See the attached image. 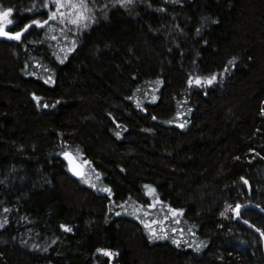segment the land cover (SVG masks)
<instances>
[{
  "label": "trees",
  "instance_id": "obj_1",
  "mask_svg": "<svg viewBox=\"0 0 264 264\" xmlns=\"http://www.w3.org/2000/svg\"><path fill=\"white\" fill-rule=\"evenodd\" d=\"M62 3L0 0V264H264V0Z\"/></svg>",
  "mask_w": 264,
  "mask_h": 264
},
{
  "label": "snow or ice",
  "instance_id": "obj_2",
  "mask_svg": "<svg viewBox=\"0 0 264 264\" xmlns=\"http://www.w3.org/2000/svg\"><path fill=\"white\" fill-rule=\"evenodd\" d=\"M55 5L57 7V9H60L62 7H65L66 5L64 3H62V0H54ZM125 2L130 3L131 0H125ZM67 7H69L70 10H74L73 11V16L74 18L71 20V23L73 24H79L82 20H86L88 19V17L84 14V11H82L81 9L86 8V3H81V4H72L69 3L67 5ZM13 13V9L12 8H7L6 10L0 11V36L3 37H8L11 39H16L19 40L21 38L22 32L23 31H27V29L29 27H31V25H25L24 29H22L19 32H12L9 30H6L8 25H11L13 23V21L10 19V16ZM57 16H59L61 19L64 18L65 13L64 12H52L51 16L49 17V19H54ZM32 24H35L37 26H43L44 24H47V21H38V20H34L32 21ZM235 59V58H234ZM230 64L232 63V61L229 62ZM216 75H212L211 77L206 78L205 82L208 84H211L215 79H216ZM193 81L190 79L189 80V84H192ZM195 83L200 84L201 83V79L200 78H196ZM39 99V98H37ZM181 127H183V125H181ZM117 135H119V133H117ZM64 155L69 159V163H72L71 157L69 156L68 153H64ZM73 171L76 172L77 175H83V173L79 170H77V168H73ZM149 187V186H146ZM105 191H108L110 193V189H105ZM152 191H154V189H152ZM231 208V206H229ZM239 205L236 206L235 209H233V211H236V214L239 215ZM173 212H175V209H172ZM146 227H150L149 225H146ZM68 231H71V229H67ZM259 231V229H257ZM154 231V230H153ZM262 235H264V233H262ZM175 242V241H174ZM99 252L103 253L105 256H111L112 253L105 250V249H98Z\"/></svg>",
  "mask_w": 264,
  "mask_h": 264
},
{
  "label": "rangeland",
  "instance_id": "obj_3",
  "mask_svg": "<svg viewBox=\"0 0 264 264\" xmlns=\"http://www.w3.org/2000/svg\"><path fill=\"white\" fill-rule=\"evenodd\" d=\"M92 178L90 177V175H87L84 177V181L87 184H92L91 183ZM127 208V210H133L134 214L137 217H140L142 213H144L147 217L144 218L143 216H141V220L142 222H144L146 225H149V230L154 232L156 224L159 223V219L161 220H165L166 216H169L171 218H175L176 216V212H173L172 209L167 211V208L164 207L160 201L158 199H156L154 196L150 197V202L144 206L142 204H137L135 202H128L125 205V209ZM152 215V216H151ZM167 218V217H166ZM154 230V231H153Z\"/></svg>",
  "mask_w": 264,
  "mask_h": 264
},
{
  "label": "water",
  "instance_id": "obj_4",
  "mask_svg": "<svg viewBox=\"0 0 264 264\" xmlns=\"http://www.w3.org/2000/svg\"><path fill=\"white\" fill-rule=\"evenodd\" d=\"M66 153L69 154V156L71 157V160H72V163L70 164V163H69V159L64 155V158H65L66 162L68 163V167H69L70 172H71L74 176H76L77 178H82V177L84 176V174H85V166H84V164H83L82 162H80V161L75 157V155H74L73 153H71V152H66ZM74 167L77 168V170L81 171V172L83 173V175H77L76 172L73 171V168H74ZM244 184H245V186L247 187L248 191L250 192V186H249V184H248V182H247L246 180L244 181ZM247 207H253L254 209H256V210H258L259 212H261L262 214H264V210H263L261 207L255 205V204H253V203H247V204L243 205V206L239 209V215H237V219H238L240 222H242L244 225H246L248 228H250L251 230H253L254 232H256L258 235H260V236L262 237L263 241H264V235H262V232H261L260 230L258 231L257 228H256L255 226H253L251 223H248V222L243 221V220L241 219V217H240V212H241V210H242L243 208H247Z\"/></svg>",
  "mask_w": 264,
  "mask_h": 264
}]
</instances>
